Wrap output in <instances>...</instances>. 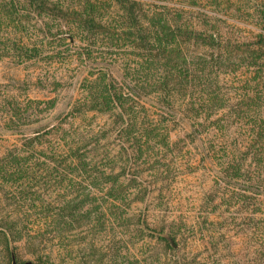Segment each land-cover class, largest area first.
Returning a JSON list of instances; mask_svg holds the SVG:
<instances>
[{"label": "trees", "instance_id": "16d2710c", "mask_svg": "<svg viewBox=\"0 0 264 264\" xmlns=\"http://www.w3.org/2000/svg\"><path fill=\"white\" fill-rule=\"evenodd\" d=\"M198 1L203 0H69L64 4L0 0V32L10 27L6 37L0 34V61L10 51L15 53L11 57L25 56L27 61L39 55L38 42L31 40L25 25L33 16L68 22L73 38L76 33L88 38L105 33L111 40H121L133 49L138 63L133 71L125 66L122 84L99 72L90 81L88 95L72 102L70 126L57 130L49 146L38 130L0 155V178H22L29 165L44 157L45 148L49 159L70 166L67 174L89 179L91 186L104 184L111 205L131 203L132 194L134 201L142 202L151 192L143 172L159 173L154 165L159 153L180 142L172 140V124L185 123L193 137L200 138L203 153L219 167L217 187L225 182L231 198L250 199L260 208L264 204V34L256 43L232 40L202 8L201 19L190 17ZM242 66L252 67L255 75L244 80L241 93L227 94L222 71ZM152 97L156 100L150 105L160 110L157 115L148 108ZM47 104L45 109L54 108L57 101ZM29 108L31 102L22 105L13 99L7 124L30 123ZM89 114L104 121L99 127L85 125ZM78 119L81 122L76 124ZM113 136L118 149L113 153V148L104 146L98 159L100 142ZM14 212L0 208V264H58L50 254L26 250L34 248L46 232L33 230L25 213ZM62 212L63 208L58 214ZM158 222L152 225L148 214L139 217L152 235L169 247L178 246L176 223L167 227L163 218ZM29 253L33 258H26Z\"/></svg>", "mask_w": 264, "mask_h": 264}, {"label": "rangeland", "instance_id": "374dc122", "mask_svg": "<svg viewBox=\"0 0 264 264\" xmlns=\"http://www.w3.org/2000/svg\"><path fill=\"white\" fill-rule=\"evenodd\" d=\"M51 1L64 4L69 0ZM210 2L198 1L190 17L201 19L202 8L209 15L204 16L216 20L222 33L232 40H261L264 0ZM27 20L28 35L37 40L40 51L29 61L25 56L11 57L15 53L10 51L0 61V155L38 130L44 145L49 146L47 142L57 130L70 126L72 102L88 95L90 81L99 72H107L108 78L122 84L125 66L133 71L138 64L131 47L105 33L93 38L76 33L73 38L68 22L33 16ZM8 31L10 27H3L1 36L6 37ZM240 68L222 71L226 74L223 91L232 96L241 93L244 80L255 75L252 67ZM13 99L22 105L31 102L30 123L20 127L7 124L8 105ZM54 99L57 105L45 109L47 101ZM155 100H149L151 115L160 111L150 105ZM103 121L89 114L84 124L99 127ZM80 122L78 119L76 124ZM172 126V140L180 142L159 153L154 164L159 168L157 175H150L155 169L143 172L151 192L142 202L134 201L132 194L131 203L111 205L104 184L91 186L89 179L67 174L70 166L49 159L45 148L44 157L29 165L28 174L0 178V208L15 210L20 216L25 213L29 227L46 232L34 248L26 250L50 254L58 264H264V204L257 209L250 199L231 198L225 182L219 181L217 187L219 167L203 153L200 138H194L185 123ZM113 139H102L98 159H102V147L113 148V153L118 149ZM144 214L152 225L162 218L167 227L175 222L179 245L169 247L145 229L139 223ZM26 258L33 256L29 253ZM30 263L35 264H25Z\"/></svg>", "mask_w": 264, "mask_h": 264}, {"label": "water", "instance_id": "95a60500", "mask_svg": "<svg viewBox=\"0 0 264 264\" xmlns=\"http://www.w3.org/2000/svg\"><path fill=\"white\" fill-rule=\"evenodd\" d=\"M31 264V263H30Z\"/></svg>", "mask_w": 264, "mask_h": 264}]
</instances>
